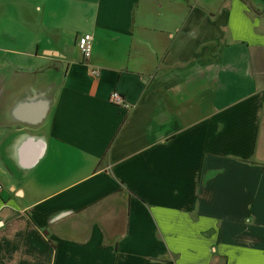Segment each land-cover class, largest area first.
<instances>
[{
  "label": "crops",
  "instance_id": "0c3cea01",
  "mask_svg": "<svg viewBox=\"0 0 264 264\" xmlns=\"http://www.w3.org/2000/svg\"><path fill=\"white\" fill-rule=\"evenodd\" d=\"M0 264H264V0H0Z\"/></svg>",
  "mask_w": 264,
  "mask_h": 264
},
{
  "label": "built area",
  "instance_id": "2783aa9c",
  "mask_svg": "<svg viewBox=\"0 0 264 264\" xmlns=\"http://www.w3.org/2000/svg\"><path fill=\"white\" fill-rule=\"evenodd\" d=\"M77 49L79 50L82 58L85 62H88L91 58L92 54V47H93V39L92 36L89 34H82L77 38ZM91 75L97 77L99 75L98 70H91ZM109 101L115 106L123 107V108H130V105L124 102L123 98L118 93H112L109 96Z\"/></svg>",
  "mask_w": 264,
  "mask_h": 264
}]
</instances>
